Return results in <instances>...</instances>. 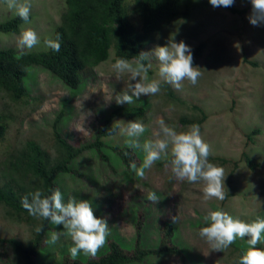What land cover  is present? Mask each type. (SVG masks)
<instances>
[{"label": "rangeland", "instance_id": "rangeland-1", "mask_svg": "<svg viewBox=\"0 0 264 264\" xmlns=\"http://www.w3.org/2000/svg\"><path fill=\"white\" fill-rule=\"evenodd\" d=\"M21 2L30 5L31 20L21 26L20 32L31 28L40 39L38 45L24 52L48 50L44 41L53 38V32L65 10L64 0ZM233 7L244 12L232 14L228 10L208 5L191 21L175 20L165 26L156 42L145 51L150 52L157 45L163 46L172 38L176 42H185L191 49L204 44L202 56L195 66L201 72L198 82L192 85L185 80L179 89L168 85L180 101L200 106L208 116L200 132L202 139L210 146V156L240 163L231 182L232 189H226L232 196L223 201L216 198L204 200L202 182L189 183L173 178L170 168L165 166V158L145 169L143 177L137 175V169L142 166L144 159L138 149L132 148L137 154L134 161L139 167L131 170L120 166L110 148L104 149L116 173L92 152H85L71 166L81 176L60 175L56 179V186L63 193L65 201L70 196L89 200L95 209L94 215L107 220L109 235L95 256L81 251L77 259L86 261L100 256L107 250L110 240H115L125 250L133 251L138 224L139 231L144 235L143 245L154 246L159 241L163 226L173 224L176 226V242L188 252L194 263L229 264L228 260L231 259L227 257L226 249L215 251L199 237L198 229L202 225L198 226V223H203V216L209 210L219 209L224 203L223 210L234 218L245 222L264 218V25L253 26L249 23V0H235ZM15 17V11L9 9L4 0H0V22ZM18 36L0 33V50L13 49L19 53ZM110 55H113L112 51ZM244 58L249 62L244 63ZM150 59L153 66L149 70V77L159 79L158 61L154 56ZM113 63L115 61L110 58L84 72L82 84L76 90L70 89L44 69L31 68L25 78L28 99L19 104L12 103L0 91V113L11 119L6 138L0 143V175L7 159L19 154L28 141L39 143L53 154L52 128L56 122L59 132L72 146L81 147L92 143L98 127L112 110L120 106L114 101L112 89L116 93L127 90L129 74L116 73L112 68ZM164 83L161 81L159 93L141 95L134 103L123 105L143 106L146 110L142 122L146 131L139 137L141 143L146 139L157 138V121L161 118L168 125L175 126L177 131L189 129L180 123V118L189 114L186 107L168 99L162 88ZM120 121L129 122L120 119L116 124ZM257 129L260 134L254 137L251 144L247 134ZM128 139L118 128L116 135L105 143L108 147H130L126 143ZM245 150L260 165L256 172H251L245 163L240 162ZM228 171H224L226 176ZM150 190L155 191L161 200L156 203L148 201ZM172 216L178 217L177 223L172 222ZM53 231L61 232L62 235L55 245L44 242L46 252L39 254L41 264H55L60 261L61 255L70 254L69 249L73 246L62 225L51 224L47 240ZM0 237H16L25 242L29 239V229L5 219L0 207ZM246 239L237 238L234 242L246 249ZM257 247L264 248V239ZM146 260L142 264H185L182 257L175 254Z\"/></svg>", "mask_w": 264, "mask_h": 264}, {"label": "trees", "instance_id": "trees-1", "mask_svg": "<svg viewBox=\"0 0 264 264\" xmlns=\"http://www.w3.org/2000/svg\"><path fill=\"white\" fill-rule=\"evenodd\" d=\"M65 10L60 22L53 32L59 33L61 47L59 52L50 49L45 51L24 52L17 59L18 52L13 49L0 50V91L5 93L12 103H21L29 95L25 85V78L31 68H40L48 71L72 90L78 89L83 81V73L100 66L110 58L135 60V56L156 42L158 35L165 26L175 20L191 21L202 13L208 5V0H64ZM228 10L232 14H242L244 11L231 7H218ZM31 20V17H30ZM26 22L18 16L0 22V33L19 34L20 28ZM204 44L192 49L193 65L201 58ZM113 55H110V53ZM244 63H248L243 59ZM256 66V64H254ZM169 100L186 107L188 115L180 118L182 126L189 127L199 124L200 130L207 122L208 116L204 110L194 104L187 105L175 96L173 89L166 83L162 84ZM146 110L143 106L127 107L120 105L112 110L103 123L98 127L94 141L88 145L74 147L58 130V122L52 128L53 154L45 150L39 143L28 141L25 147L16 156H10L6 167L0 175V207L4 211V218L15 225L29 229V239L25 242L16 237H0V262L2 264H41L39 254L46 252L44 242L50 229L49 221L33 217L23 208L21 198L37 190L49 195L57 189L56 179L63 174L78 177L72 164L85 152H92L104 165L113 169L110 157L105 155L104 149L110 148L118 162L125 170L133 169L137 154L127 146L106 145V140L118 132V120L144 122ZM11 119L0 113V143L6 138L8 124ZM260 131L253 130L247 134L249 143ZM249 144H247L248 146ZM246 151V150H245ZM136 155V156H135ZM210 162L221 166L228 171L225 178V188L232 189L233 176L239 170L240 163L227 158L212 157ZM242 163L251 172L260 167L251 158L249 152L242 153ZM136 164V163H135ZM137 167L139 165L136 164ZM76 173V174H74ZM227 193L225 200L231 197ZM224 203L217 210H223ZM224 211V210H223ZM203 223H198V226ZM41 228L39 233L37 228ZM137 225V241L135 248L125 250L115 240L108 241L107 250L98 257H91L86 261L73 259L70 254L61 255L60 261L55 264H142L147 258L163 255H177L182 257L185 264H196L187 255V251L176 242V226L165 224L159 234L156 245H143L144 235ZM135 244V242H134ZM242 246L233 242L226 249L229 264H237ZM132 251V252H128Z\"/></svg>", "mask_w": 264, "mask_h": 264}, {"label": "clouds", "instance_id": "clouds-1", "mask_svg": "<svg viewBox=\"0 0 264 264\" xmlns=\"http://www.w3.org/2000/svg\"><path fill=\"white\" fill-rule=\"evenodd\" d=\"M7 7L24 22H30V5L21 0H4ZM213 7H231L235 0H208ZM251 12L247 19L253 26L264 25V0H249ZM40 43L36 31L27 28L19 33L17 47L20 50L17 59L24 55L25 49H32ZM53 52H59L61 37L57 33L54 38L44 41ZM158 61L159 79H150L149 70L152 68L150 57ZM135 60L117 58L112 68L116 73H127V90L116 93L112 89L117 105L132 104L141 95H155L161 90V81L179 89L181 83L187 80L192 85L198 82L201 72L193 65V51L183 41L176 42L174 38L163 46L157 45L150 52L141 51ZM159 131L157 138L146 139L142 143L139 137L146 128L139 121H120L119 131L129 139L126 143L143 153L142 166L137 169L135 163L131 165L137 169V175L143 177L145 169L151 168L162 158L166 159L172 177L189 183L202 182L204 200L216 198L223 201L226 198L224 168L210 162V146L200 132L199 124H192L187 131H177L175 126L168 125L164 119L157 121ZM170 153V155H169ZM148 201H160L155 191H149ZM23 208L33 217L43 218L54 225H62L66 234L71 238L73 246L69 253L73 259L82 251L84 254L95 256L104 246L109 235V225L106 219L94 215L93 204L89 200L68 197L65 201L63 193L57 188L51 194L44 195L37 190L21 198ZM172 222L177 223L178 217L172 216ZM203 226L198 229V235L204 239L213 250L222 252L229 248L237 239H246L248 247L239 256L237 264H264V248L257 247L264 239V218H257L252 222H245L234 218L225 211L209 210L202 218ZM39 233L41 228H37ZM62 235L53 231L47 243L55 245Z\"/></svg>", "mask_w": 264, "mask_h": 264}]
</instances>
